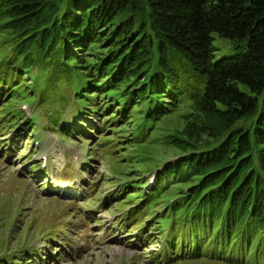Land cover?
Instances as JSON below:
<instances>
[{"label": "trees", "instance_id": "obj_1", "mask_svg": "<svg viewBox=\"0 0 264 264\" xmlns=\"http://www.w3.org/2000/svg\"><path fill=\"white\" fill-rule=\"evenodd\" d=\"M211 33L245 43L213 62ZM40 122L85 135L119 231L130 223L145 250L162 237L155 261L264 264V0H0V137L38 138ZM30 229L1 264L45 260Z\"/></svg>", "mask_w": 264, "mask_h": 264}, {"label": "rangeland", "instance_id": "obj_2", "mask_svg": "<svg viewBox=\"0 0 264 264\" xmlns=\"http://www.w3.org/2000/svg\"><path fill=\"white\" fill-rule=\"evenodd\" d=\"M211 38L213 62L235 57L245 43L221 38L216 33H211ZM71 118V109H67L62 120L70 122ZM86 121L99 126L94 117ZM38 127V138L23 132L15 137L17 131L10 129L0 137L7 147L0 150L1 262L10 260L15 248H23L27 227L31 225L27 245L42 249L41 257L45 260L33 259L27 264H171L166 263V257H162L165 263L155 261L161 253V236L155 250L150 251L137 239L138 231L128 232L130 223L119 231L114 211L119 199L105 203L115 193L107 181L109 168L102 157L89 160L82 138L85 135L73 132L66 139L51 132L45 122L38 123ZM85 141L94 148L96 135ZM168 151V147L160 145L153 150L154 158L163 162L166 155L171 157ZM5 153L9 156L3 158ZM38 164L40 172H29ZM153 176L145 175L149 180ZM89 197L94 205L87 203ZM52 227L55 231L65 230L50 248L44 249L45 233Z\"/></svg>", "mask_w": 264, "mask_h": 264}, {"label": "bare ground", "instance_id": "obj_3", "mask_svg": "<svg viewBox=\"0 0 264 264\" xmlns=\"http://www.w3.org/2000/svg\"><path fill=\"white\" fill-rule=\"evenodd\" d=\"M154 250H155L154 248H152V247L150 248V251H154Z\"/></svg>", "mask_w": 264, "mask_h": 264}]
</instances>
